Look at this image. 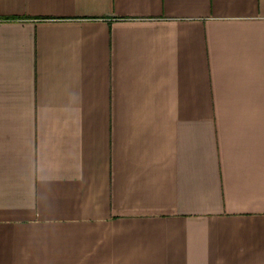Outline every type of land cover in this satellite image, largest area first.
<instances>
[{
	"label": "crops",
	"instance_id": "0c3cea01",
	"mask_svg": "<svg viewBox=\"0 0 264 264\" xmlns=\"http://www.w3.org/2000/svg\"><path fill=\"white\" fill-rule=\"evenodd\" d=\"M0 264H264V0H0Z\"/></svg>",
	"mask_w": 264,
	"mask_h": 264
}]
</instances>
